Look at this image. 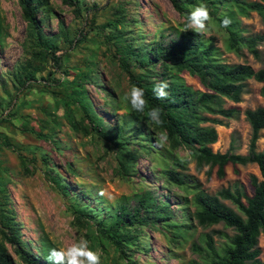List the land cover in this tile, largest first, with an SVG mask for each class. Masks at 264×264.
<instances>
[{
    "label": "rangeland",
    "instance_id": "rangeland-1",
    "mask_svg": "<svg viewBox=\"0 0 264 264\" xmlns=\"http://www.w3.org/2000/svg\"><path fill=\"white\" fill-rule=\"evenodd\" d=\"M239 20L244 36L259 35L264 39V20L256 13ZM36 21L47 37H56V56L62 60L60 72L55 70L51 54L41 52L27 37V22L19 1L0 0V135L12 145L7 147L0 140V207L13 218L20 247L31 254H40L43 249L65 247L85 238L91 249L99 252L102 264L200 262L191 251L193 242H199L200 236L212 229L223 230L229 236L233 232L224 230L222 225L209 229L198 227L191 220L194 193L203 191L215 195L220 189L239 182L251 194L250 177L260 179L256 165H227L223 178L216 176L215 169L207 178V167L196 171L188 152L178 150L174 155L188 162L184 171L187 179L184 187L173 186L162 174L170 166L165 160L170 157L166 155V143L163 146L155 144L156 151L162 155L153 150L145 153L139 148L146 144V139H153V130L145 127L141 133L145 136H138V133L135 138L131 137L129 145L136 155L135 174L128 179L121 178L116 173L115 148L95 134L72 130L67 124L57 98L70 90L55 83L63 78L73 81L77 73L92 68V78L78 84L104 125L116 127L121 124L122 117L124 122L130 121L124 96L131 85L118 65L114 39L110 38L113 35L111 26L107 23L116 25L113 33L121 35L127 44L150 49L156 42L166 41L174 28L183 25L184 18L168 0H76L72 6L63 0H48L36 11ZM202 35L205 39H213V47L223 63L245 64L255 71L264 69V40L257 47L258 57L245 49L239 55L230 53L225 47L226 33L213 18L209 21V31ZM151 70L145 74L153 80L155 74L153 68ZM29 71H35L37 82L25 78ZM134 71L137 75L143 73ZM154 72L161 73L160 64L155 65ZM49 73L54 78L50 82L52 86L46 81ZM181 76L187 85L203 91L196 78L187 74ZM45 86L49 93L42 92ZM260 88L261 84L248 80L239 104L225 102L224 108L235 107L240 113L233 119L220 118L224 126H214L218 140L211 146L213 152L225 153L232 144L235 153L246 154L251 130L243 113L247 109L264 108ZM81 118L78 113L76 120L81 121ZM135 129L129 124L126 131L131 133ZM32 130L44 137H37ZM256 148L264 151V130ZM56 174L60 175L61 183L68 186L67 197L51 180ZM101 190L103 196L98 194ZM146 191L151 192L159 204L167 206L171 214L169 221L188 227L187 233L176 238L173 234L176 229L142 227L136 233L139 237L136 246L126 251L128 256L121 257L111 244L100 241L93 221L105 211L112 212L117 204L133 206L134 195ZM223 203L233 208L229 202ZM76 204L91 209L92 220L87 216L77 220L73 210ZM215 241L222 240L215 237ZM0 243L13 264H22L12 245L1 237ZM258 247L260 260L264 261L262 235Z\"/></svg>",
    "mask_w": 264,
    "mask_h": 264
},
{
    "label": "trees",
    "instance_id": "trees-1",
    "mask_svg": "<svg viewBox=\"0 0 264 264\" xmlns=\"http://www.w3.org/2000/svg\"><path fill=\"white\" fill-rule=\"evenodd\" d=\"M23 19L27 22V37L41 52L51 54L53 66L57 72L61 71L62 60L56 56V37H47L37 26L36 11L45 5L48 0H18ZM76 0H63L64 3L73 5ZM175 11L184 18L183 25L174 28L166 41L156 42L150 49L140 45L133 47L127 44L121 35L114 34L116 25L111 26L115 43V56L118 65L129 80L130 85H136L145 91L148 107L162 109L163 125L157 126L151 123L145 113H138L127 104L126 115L130 121L122 122L116 127H106L103 119L94 111L87 95L81 89L80 83L92 78L93 70L88 68L84 72L77 73L76 79L68 81L59 79L56 85L66 90L57 103L64 110V117L72 130H83L86 134H95L116 150V173L121 178L128 179L134 176L136 155L129 148L131 137L135 135L145 136L142 133L149 127L153 130V139H146V144L139 146L140 150L162 155L157 150L156 138L162 131L167 134L165 160L170 165L162 171L165 181L176 187L186 185L187 176L184 174L188 162L182 161L176 155L178 150L188 152L190 160L194 163L195 170L200 172L205 167L207 178L215 169L216 176H225V167L246 166L254 164L258 168L260 179L251 176L249 179L252 189L249 194L242 183L235 182L231 186L220 189L215 195H209L203 191L194 193L192 206L194 212L191 220L201 229H209L222 225L224 230H231L229 236L223 230L212 229L200 236L199 242L191 244V251L199 257L200 262L193 264H264L260 260L261 251L258 247V239L264 236V151H257L256 144L264 130V108L247 109L243 115L250 126L251 135L247 152L244 155L237 154L230 144L225 153L213 152L211 146L218 140V134L214 126H224L223 119H233L240 111L235 107L224 108L225 102L233 104L241 102L245 82L254 80L261 84L260 95L264 99V69L253 70L245 64L227 65L219 59L217 50L213 47V39H205L202 34H196L186 29V14L200 3H205L217 26L226 33V50L239 55L242 49L254 57H258L257 47L263 42V37L244 36L240 29L239 18L248 17L256 13L264 20V0H168ZM225 15L231 18V25L221 28L220 22ZM113 30V31H112ZM66 38V37H65ZM84 38V37H82ZM162 38H165L162 35ZM82 39H78L80 41ZM156 64H160L161 73L154 72ZM155 74V79H148L145 72ZM134 70L143 71L137 75ZM66 74V71L64 72ZM182 74L196 78L203 91L196 90L187 85ZM20 77V76H19ZM29 81L37 82L35 71L25 73ZM46 81L48 86L52 73H49ZM158 81H167L169 97L167 100L157 99L152 92L153 85ZM44 93H49L47 86ZM2 104L0 103V108ZM80 113L81 121L76 120ZM87 122V125L84 123ZM131 124L136 129L127 133V126ZM37 137H44L42 133L31 131ZM148 133V132H147ZM143 138V137H142ZM1 143L12 147L9 140L0 135ZM153 142V144H152ZM153 146V148H152ZM164 160V162H166ZM52 172V171H51ZM61 194L69 195L68 186L61 183L60 175L51 177ZM223 201L229 202L233 208ZM133 206L117 204L112 212L103 213L93 221L94 231L100 241L111 244L120 253L121 257L128 256L127 250L136 246L138 242V230L146 226H161L168 230L176 229L174 236L180 237L187 233L188 227L178 226L172 223L171 214L167 206L159 204L157 199L149 191L134 195ZM75 218H92L93 211L86 206L73 207ZM97 210V209H95ZM98 211V210H97ZM92 220V219H91ZM0 237L6 243L12 245L22 264H47L46 256L49 249H43L40 254H31L20 247L18 229L13 218L0 207ZM215 237L222 240L216 243ZM0 264H13L10 256L0 243Z\"/></svg>",
    "mask_w": 264,
    "mask_h": 264
},
{
    "label": "clouds",
    "instance_id": "clouds-1",
    "mask_svg": "<svg viewBox=\"0 0 264 264\" xmlns=\"http://www.w3.org/2000/svg\"><path fill=\"white\" fill-rule=\"evenodd\" d=\"M211 19L208 6L205 3H200L186 14L185 27L196 34H203L209 31V21ZM231 23V18L225 15L220 22V27L227 29ZM168 88L167 81H158L153 85V95L159 100H167L169 97ZM124 100L135 112L145 113L147 109V118L154 125H163L162 109L159 107H148L144 89L132 85L129 91L125 93ZM166 140L167 134L162 131L156 138L157 146H163ZM98 194L103 196V190ZM45 259L47 264H102L99 252L92 250L89 241L85 238H80L78 242L70 243L65 247L50 248Z\"/></svg>",
    "mask_w": 264,
    "mask_h": 264
}]
</instances>
